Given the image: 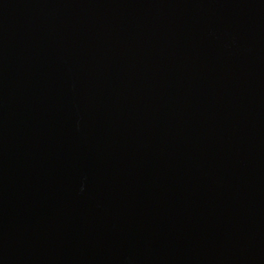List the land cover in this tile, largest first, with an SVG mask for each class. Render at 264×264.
I'll return each instance as SVG.
<instances>
[{
	"label": "water",
	"instance_id": "water-1",
	"mask_svg": "<svg viewBox=\"0 0 264 264\" xmlns=\"http://www.w3.org/2000/svg\"><path fill=\"white\" fill-rule=\"evenodd\" d=\"M0 264H264V0H0Z\"/></svg>",
	"mask_w": 264,
	"mask_h": 264
}]
</instances>
